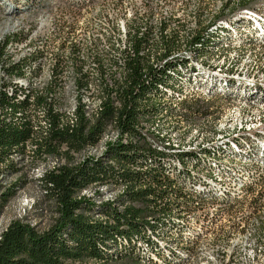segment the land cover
Returning a JSON list of instances; mask_svg holds the SVG:
<instances>
[{
	"label": "trees",
	"instance_id": "16d2710c",
	"mask_svg": "<svg viewBox=\"0 0 264 264\" xmlns=\"http://www.w3.org/2000/svg\"><path fill=\"white\" fill-rule=\"evenodd\" d=\"M218 18L186 39L183 55L165 45L158 57L152 56L147 36L129 30L122 78L102 83L105 95L95 114L86 116L78 102L73 125L59 111L60 100L50 96L51 86L41 95L34 92L32 103L29 96L17 100L0 90V209L15 194L13 187H3L2 175L10 173L11 157L23 155L27 143L37 157L64 156L67 161L40 176L42 188L56 204L54 222L39 231L12 221L0 233V264H156L153 257L162 258V264H181L165 258L163 247L183 242L189 228L184 225L208 201L195 189L200 182L197 171H213L211 161L223 159L226 147L184 150L169 136L151 139L155 135L145 133L142 124L164 113L185 120L202 116L199 105L194 108L181 97L197 72L190 59L210 56L219 46L221 36L211 28ZM174 103L181 108L170 105ZM37 109L46 114L47 129L33 130ZM109 128L118 138L106 143L102 155L82 154L69 163ZM90 186L120 189L112 201L96 205L80 194Z\"/></svg>",
	"mask_w": 264,
	"mask_h": 264
},
{
	"label": "rangeland",
	"instance_id": "374dc122",
	"mask_svg": "<svg viewBox=\"0 0 264 264\" xmlns=\"http://www.w3.org/2000/svg\"><path fill=\"white\" fill-rule=\"evenodd\" d=\"M30 1L35 4L38 0H0V42L5 37L16 35V33H21V38L27 37L26 35H29L35 28H39L41 22L50 23L47 32L52 31L59 35L65 33L64 28L68 25L69 29H75L73 37H76V41L84 46V51H97L99 63H103L102 65L106 67L113 63L108 55L114 53L118 45L121 47L124 44L123 41L131 29H139V32L147 36L151 42L152 51L149 53L152 56L158 57L157 54H160L165 45L169 50L183 55L186 39L209 26L217 17H219L217 21L233 19L242 15L241 11L245 9H253L264 15V0H239V3L236 2L237 0H103L95 8L75 14L70 4L64 0H46L45 3L49 10L44 12L41 9H29ZM41 2L42 0L38 1V3ZM14 37L19 38V36ZM48 46L51 49L54 47L53 43ZM11 47L13 48L9 47L11 55L14 53L16 56L24 55L26 52L23 46ZM263 48L249 47L248 49L246 47L230 53L227 58L215 61L214 64L224 65L227 62V65L234 67L237 65L236 72L255 75L256 78L263 80ZM191 61L193 62L194 59ZM0 64V69H2L3 64L1 62ZM2 75V70H0V90L3 88V83H7ZM45 78L46 75L41 76L42 81ZM41 79L34 82L33 87H41L43 84ZM189 81L191 82L187 84L189 90L186 88L181 99L193 104L194 108L195 104L199 105L198 109L203 111L202 116L196 115L190 120H185L168 117L165 113L160 114L152 122L142 124L145 133L155 135V137L149 136L151 139L155 140L156 135L160 138L169 136L174 146L180 147L179 145L182 144L181 147L196 150L198 147L217 143L221 135L228 133L244 121L256 122L258 113L264 110V108L252 110L249 115H242V110L228 106L229 99L219 97L216 94L217 91L210 94L202 93L203 89L198 92L192 91L190 87L194 85L193 76ZM24 83L29 82L25 80ZM63 92L59 99V108L66 113L74 103L71 83L66 84ZM170 105L181 108L178 103ZM33 150L34 146L27 143L23 155L15 154L11 157L9 164L11 163L12 170L10 173L2 175L3 187H13L15 194L0 209V233L15 220L28 223L42 231L52 225L57 217L56 204L42 188L40 176L44 171L65 164L67 161L64 156L37 157L33 154ZM82 154H74V159L69 163L79 160ZM259 172L264 177V172L261 170ZM119 189L112 186H90L80 194L99 205L112 201ZM256 189V191L264 190V181L259 183ZM252 198L253 196L247 200L242 199L238 205L221 212L207 228L203 227L206 226L204 225L206 216L201 214V210L197 211L191 216L190 227L185 233L196 232L198 237H201L198 242L192 245L170 243L166 248L161 244L162 254L165 258L174 259L172 252L177 251L179 254L176 259L182 264H220L221 252L233 250V258L231 255L226 263L222 261L223 264H264V207L256 214H251L250 200ZM94 217H98V214H94ZM211 257L214 259L209 260Z\"/></svg>",
	"mask_w": 264,
	"mask_h": 264
},
{
	"label": "bare ground",
	"instance_id": "6f19581e",
	"mask_svg": "<svg viewBox=\"0 0 264 264\" xmlns=\"http://www.w3.org/2000/svg\"><path fill=\"white\" fill-rule=\"evenodd\" d=\"M38 1L37 3L35 1V4L31 1L29 5L28 3L26 4L29 9H41L42 12L49 10V7L45 3L47 2L46 0H42L41 3H38ZM64 1L70 4V8L75 14L87 12L95 8L103 0ZM241 12H243L242 15H238L236 18L222 19L217 21L215 25H212L213 27L211 28L218 31L221 36L219 46L213 48V53L210 56L199 58H196V56L190 59H194L191 62L196 67L195 69H197L195 76H193V78L195 77L194 85L190 88L195 92L203 89L202 93L206 94L213 93L214 91L216 93L217 91L216 94L219 97L222 98L224 96L223 99H229L230 102H227L228 106L242 110V115L246 116L252 110H261L264 108V79L256 78L255 75L254 77L236 72L235 67L237 65L235 67L230 64L227 65V62L225 64L223 63L224 65L214 64L215 61L218 62L223 58H227L230 53H235V51L243 48L264 47V15L253 9H245ZM49 25L50 23L41 22L40 26H38L39 28H35L36 30L34 29L29 35H26L27 37L21 38V33H16V35L7 36L1 40L0 62L3 66L0 70L3 73L2 78L7 80V83H3L2 91L6 92L9 96H15L17 100H24L26 96H29L27 99L32 103L35 98V94L33 93L38 92L41 95L47 86H51L54 90L50 96L60 99L64 93L66 84L71 83L72 91L74 92V103L71 109L65 114L68 117V123L73 125L75 122L74 111L78 102L83 106L86 116H91L100 110L101 100L105 95L102 91V83L105 82L110 85L112 77H121L126 54L129 52V45L127 38H125V41H123L124 44L121 47L118 45L114 53L107 54L108 57L112 58L113 63L109 67H106V65H102L103 63H99V58H97L99 53L97 51H84V46L76 41V37H73V34L75 35L73 33L75 29H69L67 25L64 28L65 33L59 35L56 32H47ZM14 36H19V38ZM50 43H53V49L48 46ZM11 46H15V48L23 46L26 52L24 55L16 56L15 53L11 55L9 54V49L12 48ZM198 60L200 61L198 62ZM8 69H11V73ZM100 69H102L101 72ZM19 72L21 73L20 75L18 74ZM42 75H46L44 81L41 79ZM39 79L43 82L42 86H38L39 88L33 87L34 82ZM25 80H28L29 83H24ZM228 82H232L230 86ZM187 89H184V91ZM35 112L38 116V121L32 124L33 130L39 128L47 129L49 124L45 118L46 114L44 111L37 109ZM247 123L246 121L240 123L228 133L221 135L217 143L211 144L213 146L222 145L226 147V150L222 151L227 152L223 159L211 161V165L214 168L213 171H210V173L206 170L197 171L200 182L198 184L196 182L195 189L203 198L208 200L202 209H200L201 214L207 218H205L204 224L206 226H203L205 228L211 224L212 220L218 214L238 205L242 199L247 200V198H250L247 195L252 194L253 191L254 197L250 200V204L252 205L251 214H256L264 207V190L256 191V186L264 181L263 175L259 174V170L264 172V110L258 113L256 122ZM117 138V131L109 128L99 142L85 148L83 154L98 157L102 155L106 143L114 141ZM211 145H205L204 147L208 148ZM185 149L189 150V148ZM229 158L232 160H228ZM186 225H184V228L190 227L189 222ZM194 233L195 235L186 233L181 244H174L192 245L198 242L201 237H198L199 235L196 232ZM178 254L177 251L172 252V255L178 256ZM231 255L233 258V250L224 251V253L221 252L220 258L226 263ZM173 257L176 262L182 264L175 256ZM213 259V257L209 258V260ZM159 260V258L153 257V261L156 264H158L157 262L162 264L163 260ZM222 261H220V264Z\"/></svg>",
	"mask_w": 264,
	"mask_h": 264
},
{
	"label": "built area",
	"instance_id": "2783aa9c",
	"mask_svg": "<svg viewBox=\"0 0 264 264\" xmlns=\"http://www.w3.org/2000/svg\"><path fill=\"white\" fill-rule=\"evenodd\" d=\"M253 196L254 197V191L252 192V194H248L247 197ZM207 232V231H206Z\"/></svg>",
	"mask_w": 264,
	"mask_h": 264
}]
</instances>
